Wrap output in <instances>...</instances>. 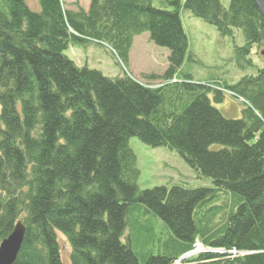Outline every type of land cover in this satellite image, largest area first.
<instances>
[{
    "label": "trees",
    "instance_id": "obj_1",
    "mask_svg": "<svg viewBox=\"0 0 264 264\" xmlns=\"http://www.w3.org/2000/svg\"><path fill=\"white\" fill-rule=\"evenodd\" d=\"M37 2L39 11L0 0V241L17 220L25 226L12 264H63L56 232L69 243V264H172L195 239L248 253L227 260L201 253L184 264H264V66L233 85L177 77L188 49L181 8L221 35L240 28L246 42L234 49L237 64L253 66L251 48L264 52L256 1L225 8L220 0H163L168 9L151 0H90L88 12ZM143 32L169 50L163 74L145 76L162 81L157 86L124 74ZM90 44L109 47L122 75L77 67L63 54ZM225 92L247 103L238 118L213 106L211 97L220 102ZM131 137L175 151L212 186L139 189ZM220 193L234 205L214 225ZM139 207L169 228L164 242L137 220Z\"/></svg>",
    "mask_w": 264,
    "mask_h": 264
},
{
    "label": "rangeland",
    "instance_id": "obj_2",
    "mask_svg": "<svg viewBox=\"0 0 264 264\" xmlns=\"http://www.w3.org/2000/svg\"><path fill=\"white\" fill-rule=\"evenodd\" d=\"M61 1L65 9H76L77 5L82 8L86 7L85 2L89 0ZM151 1L155 7L171 9L164 6L163 0ZM25 2L30 9L39 11L37 0H25ZM220 2L227 8L230 0H220ZM179 14L188 39V49L183 63L177 70V77L188 74L193 81L198 83L233 85L244 75L255 74L257 69L264 66L263 49L255 45L251 48V53L248 56L253 66H249L246 62L241 63V66L237 64L234 49L245 45L246 42L240 28H233L229 35H221L215 26L192 15L188 10L181 8ZM63 53L79 67L85 65L91 69H98L103 75L109 77L122 75L121 67L123 66L119 65L118 59L106 45L90 44L87 47L71 45ZM168 55V48L155 45L149 40L148 33L143 32L134 38L129 51L127 68L123 67L124 74L145 85H159L162 81L146 79L145 76L163 74L168 65ZM211 100L213 106L220 110L226 118H238L241 109L247 105L241 98L227 92L220 102H215L212 97ZM128 144L136 157V167L139 170L136 183L139 189L144 190L158 186L170 187L172 185H183L188 188L212 186L209 178H199L196 171L191 169L175 151L167 147H150L137 137L129 138ZM220 147L218 144L211 146L212 149ZM216 198L215 204L222 210L218 212L219 214L211 217L214 225L222 222L227 210H230L234 205L233 199L228 194L220 193ZM142 208H138L135 217L138 220L142 216V220L138 221L145 225H151L154 237L164 242L171 235V231L152 214L144 213V208ZM128 230H130L128 234L131 237V234L134 233L131 226ZM57 238L63 264H69V244L62 234L57 233ZM158 247V244L150 245L149 249L151 253L155 254ZM206 248L203 246L201 249L205 250ZM193 256L191 255L189 258ZM172 264H178V262L175 260Z\"/></svg>",
    "mask_w": 264,
    "mask_h": 264
},
{
    "label": "water",
    "instance_id": "obj_3",
    "mask_svg": "<svg viewBox=\"0 0 264 264\" xmlns=\"http://www.w3.org/2000/svg\"><path fill=\"white\" fill-rule=\"evenodd\" d=\"M261 13L264 16L263 0H255ZM264 53V52H262ZM25 227L18 221L12 232L0 242V264H12L21 247L24 237Z\"/></svg>",
    "mask_w": 264,
    "mask_h": 264
},
{
    "label": "bare ground",
    "instance_id": "obj_4",
    "mask_svg": "<svg viewBox=\"0 0 264 264\" xmlns=\"http://www.w3.org/2000/svg\"><path fill=\"white\" fill-rule=\"evenodd\" d=\"M264 2V1H263ZM86 7H84V11L88 12L89 10V6H90V0L87 2H85ZM180 23L182 24V20L180 17V14L178 15ZM137 37V36H135ZM134 37V38H135ZM133 38V39H134ZM64 54V53H63ZM75 64V63H74ZM76 65V64H75ZM77 66V65H76ZM79 67V66H77ZM157 86V85H156ZM28 134H31V129L28 130ZM225 219V218H224ZM58 232H56L57 234ZM24 238V237H23ZM23 242V241H22ZM204 245L200 242L199 239H195V241L193 242V245L191 247V249L185 253H183L181 256H179L176 259V262H178V264H184L186 263L188 260L195 258L197 255L201 254V253H208V252H212V253H218L223 259L227 260L228 258H234V257H242L245 255V253H248L247 251L243 250V249H238L235 247H231L229 249L226 248H222V247H216V248H212V247H207L205 250L201 249ZM70 248V246H69ZM60 249V246H59ZM211 250V251H210ZM70 251V250H69ZM203 251V252H202ZM201 252V253H199ZM60 253H61V249H60ZM194 255L192 258H189V256Z\"/></svg>",
    "mask_w": 264,
    "mask_h": 264
},
{
    "label": "crops",
    "instance_id": "obj_5",
    "mask_svg": "<svg viewBox=\"0 0 264 264\" xmlns=\"http://www.w3.org/2000/svg\"><path fill=\"white\" fill-rule=\"evenodd\" d=\"M133 41H134V39H133ZM133 44V43H132Z\"/></svg>",
    "mask_w": 264,
    "mask_h": 264
}]
</instances>
